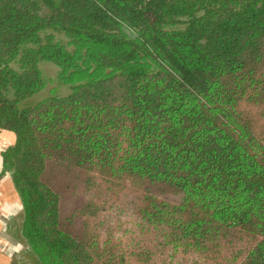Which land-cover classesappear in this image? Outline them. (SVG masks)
I'll return each instance as SVG.
<instances>
[{"label": "trees", "instance_id": "obj_1", "mask_svg": "<svg viewBox=\"0 0 264 264\" xmlns=\"http://www.w3.org/2000/svg\"><path fill=\"white\" fill-rule=\"evenodd\" d=\"M0 130L22 264H264V0H0Z\"/></svg>", "mask_w": 264, "mask_h": 264}, {"label": "crops", "instance_id": "obj_2", "mask_svg": "<svg viewBox=\"0 0 264 264\" xmlns=\"http://www.w3.org/2000/svg\"><path fill=\"white\" fill-rule=\"evenodd\" d=\"M13 143L14 135L0 130V264H22L23 246L17 238L22 205L2 163L3 152Z\"/></svg>", "mask_w": 264, "mask_h": 264}, {"label": "rangeland", "instance_id": "obj_3", "mask_svg": "<svg viewBox=\"0 0 264 264\" xmlns=\"http://www.w3.org/2000/svg\"><path fill=\"white\" fill-rule=\"evenodd\" d=\"M40 68H41V70L43 72V76L45 78L52 77L54 75V73H55V69L53 68V66L50 63L41 62L40 63ZM55 86H56V84L54 82L53 83H48L45 91H41L40 93L36 94L34 96V100L35 99L40 100L41 98H43L44 95L47 94V91L49 89H51L52 87H55ZM66 92H67V90L64 87L59 88L58 91H57V93L61 94V95L65 94Z\"/></svg>", "mask_w": 264, "mask_h": 264}, {"label": "water", "instance_id": "obj_4", "mask_svg": "<svg viewBox=\"0 0 264 264\" xmlns=\"http://www.w3.org/2000/svg\"><path fill=\"white\" fill-rule=\"evenodd\" d=\"M123 31L125 32V34L131 38L133 37H136V36H133L132 33L130 31H128L127 29L123 28Z\"/></svg>", "mask_w": 264, "mask_h": 264}]
</instances>
